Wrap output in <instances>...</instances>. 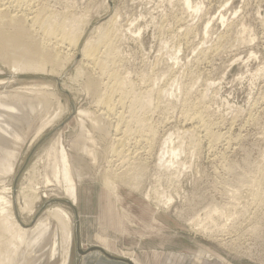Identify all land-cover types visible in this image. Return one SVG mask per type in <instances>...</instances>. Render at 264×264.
<instances>
[{
    "label": "rangeland",
    "instance_id": "374dc122",
    "mask_svg": "<svg viewBox=\"0 0 264 264\" xmlns=\"http://www.w3.org/2000/svg\"><path fill=\"white\" fill-rule=\"evenodd\" d=\"M34 4L59 19L76 16L81 37L52 72L50 66L44 72L16 69L0 59V124L9 131L0 149L11 153H0V208L8 201L9 216L22 228L40 219L48 226L36 239L27 232L15 242L13 263L61 264L69 248L67 264H98L100 255H80L78 241L81 250L100 245L139 264H264V185L240 183L244 176L264 183V0H190L191 8L183 0ZM104 28L115 34V68L128 84L130 95L117 112L122 128L134 125L133 139L128 135L123 145L127 154L136 152V180L114 177L124 168L109 151L117 120L105 112L102 126L94 124L102 109L85 89L98 73L82 47ZM132 92L145 102L132 111L144 126L128 120ZM196 113L203 128L191 121ZM60 148L79 163L75 205L54 181L46 182ZM216 203L229 212L218 220L224 225L218 231L203 219ZM54 205L71 217L70 244L47 216Z\"/></svg>",
    "mask_w": 264,
    "mask_h": 264
},
{
    "label": "bare ground",
    "instance_id": "6f19581e",
    "mask_svg": "<svg viewBox=\"0 0 264 264\" xmlns=\"http://www.w3.org/2000/svg\"><path fill=\"white\" fill-rule=\"evenodd\" d=\"M34 1L35 0H0V59L5 61L6 63L7 62L10 63L12 65V67H14L16 69L21 68V70L24 69L27 71L31 70V71H43L44 72V71H46L45 69H47L46 67L50 66L51 69L49 68V70L51 71L52 69H54L55 66L57 68L58 65H63L61 63L64 60V58L66 59V56H67L65 49H68L69 46L71 47V45H73L75 47L77 45L80 37H81V34L77 35V33H76L78 31V28L75 27V22H76L77 17L76 16L75 17L70 16L71 18H69V17L64 18L63 17L62 19H59L60 18L59 14H55L56 12L53 13V12H51V10L48 11L46 8L43 7V5L35 6ZM183 1H184L187 8H189L191 6L190 0H183ZM110 21L112 22L113 19L110 18ZM105 29L106 28H104V31H101L100 33L98 32L99 34L97 35V37H95L96 38L95 40L87 42L85 44V46L82 47V53H83L82 55L86 58L85 60L88 62L87 64H89V66H91L92 69L93 68L96 69V71L98 73V76L96 78L91 76L93 78L90 77L87 80L86 85L85 84L84 85L86 87L85 89H87L88 92L91 93L93 98H95V101H96L98 107H100L102 109V110L100 109L101 111H100V113L98 112L99 114L96 117V119H98L99 121L93 120L94 124L96 123V125H97L98 123H100L99 125L102 126L101 125L102 123L100 122V120L103 116H105V115H103L105 112L107 113V115H112V116L114 115L116 117V120H117V122H115L116 124H114L115 125L114 126V133H113V137L111 138L112 139L111 142H113L112 144H114V145L110 146L111 148H110V150L109 149L108 150L110 151V153L113 154L112 156L117 157V160L119 161V166L120 167L124 166V168L122 170H118V171H120V173H115L116 171L112 172L113 174L115 173L114 177L120 179V181H126V180H129L130 178L136 180L138 172L140 171V167L137 164L138 162L135 164L133 161V158L135 157L134 153L136 154V152H134L132 150L133 153L129 152L127 154L124 150V145H123L128 141V139L130 137V133L134 132V131L133 132L129 131V128L133 127L134 125L131 126V124H130L131 127H129V125L124 124L125 128H122L123 126H121V119H122L121 112H117L118 108H123L122 106L124 105L125 99L127 97H129V95H130V94H128L129 92L125 89L126 87L124 88L125 84L127 86H128V84L127 83L124 84L125 79L122 77L123 75L121 76V74L119 73L117 68H115V64L118 61L117 60L118 57L116 54L117 52H116L115 47H114L115 46L114 45L115 34L112 31H110V29H106V30ZM67 46H68V48H67ZM68 50H67V52H68ZM102 77L106 79L104 82H103ZM150 91H152V90H150ZM143 92L148 94V92H145V91H143ZM131 94H132L131 96L133 98H132V101H130V103H131L130 108H132V109L130 110L131 111L130 113L127 111L130 114V117L128 120H129V122L136 123L138 125V127H140V125L144 126V120L145 119H143V118L139 117L137 114H135L136 111L135 112H132V111L136 110V108L139 105H142V104L144 105L145 102H144V100L140 99L139 95L133 94V92ZM28 105L30 108H33L35 104L29 99ZM7 108H12V107L7 106ZM133 108H135V109L133 110ZM87 113L88 112L86 111L85 114H87ZM80 114H81V112H80ZM186 117L184 120H186ZM193 120L196 122L197 121L201 122L202 123L201 127L202 126L204 127L206 124V122H205V124L203 125V121L201 120V117L199 116L198 113H196L194 116L191 117V121H193ZM126 123H127V121H126ZM98 126H97V128H99ZM103 127H105V125ZM103 127L101 130H103ZM107 127H108V125H107ZM81 128H82V126H81ZM101 130L99 129V132ZM131 130H133V129H131ZM206 130L207 129L205 128V132H206ZM144 131H145V129H144ZM103 132H104V130H103ZM141 132H143V131L141 130ZM194 132H196V130ZM8 133H9V131L4 126V124H3V126L0 124V141L6 142V135ZM146 133H148V132H146ZM107 135L109 136V134H107ZM128 135H129V137H128ZM142 135H145V134H142ZM147 135H149V134H146V136ZM198 136H200V135H198ZM209 136L213 140L217 139V136H214L210 133H209ZM150 137L151 136H149V138ZM196 138H197V136H196ZM131 139H133V137ZM134 139H136V138H134ZM80 149L83 153H87L89 155L91 154V149H88L87 147L83 146ZM0 153L1 154L5 153L6 156L11 154L9 151H6L5 149H3V151H2V149H0ZM171 154L170 155L173 156L174 153H171ZM72 158L73 157H70V155L67 153V151L65 149L60 148L59 158L53 161V164L51 166V174H50L51 177L46 178V182L54 181L56 184L55 187H57V190L60 191L58 193H60L61 196L66 197V199L70 202L71 205H75L77 203V184L73 178L74 177L73 176V174H74L73 169H74V167L76 168V165H78L79 163L78 162H77L78 164L75 163L76 161H74ZM76 160H78V159L76 158ZM165 163H166V161H165ZM4 169H6V167H4ZM141 171H142V168H141ZM76 174H78V173H76ZM109 176H108V179H109ZM248 176H250V175H248ZM245 177L246 176H244V179H242L243 178L242 177L241 178L242 182H240L241 186H243V187H244V184L242 185V183H248L249 185L248 184H245V185H247V187L249 188L250 184L252 186V183L254 181H256L259 185H262V186L264 185L263 182H260L261 180H258L259 178L258 179L257 178L256 179H247V178L245 179ZM106 178H104V179L107 180L106 182H108L109 180ZM110 178H111V176H110ZM132 184H134V183H132ZM258 184H256V185H258ZM138 187H139V184H138ZM226 188L228 190V187H226ZM256 188H258V187H256ZM260 189H262V188L260 187ZM253 190H255V187ZM56 192H54V193H56ZM225 193H226V191H225ZM257 193L255 192V195L258 197ZM57 196H59V195H57ZM30 197L31 196H28V199ZM252 197H254V196H252ZM0 199H4V197H0ZM166 200H167L166 202H169L170 198H168ZM163 201H165V200H163ZM260 206H262V205H260ZM9 208H10V204L8 201H4V205L0 208V264H14L13 263V256L16 252L15 242L17 241L19 243H22L23 237L27 235V232H32L33 234H36L35 237L33 236L34 239H36V238L42 236L41 234L43 233V231H45V230L47 231V229H45V227L48 228V226H44V223L47 224V222H44L42 219L37 220L35 222V224L33 225V227H31L29 230L27 228L25 229V228L20 227V225L16 224L14 219L9 216L10 215L8 213ZM225 208L226 207H224L218 203L210 205L208 211L205 213V215L203 217V219L205 221L206 220L210 221L213 223L212 225H215V229H216V230L214 229L215 231H218V230H220L221 227H224V225L220 227V224H218V222H219L218 220H220L221 218H224L227 215V213H229ZM45 211H46V209H45ZM47 213H48L47 216H50V217H52V219L54 218L57 221V223L59 224V229L61 232H63L65 240L67 241V243L70 244L72 242L73 234H72V230L70 227L72 221H71V217L68 214V212L63 208L54 205V206L50 207L49 209H47ZM215 216H217V217L214 218ZM251 217H252V215H251ZM45 218H47V217H45ZM208 224H210V223H208ZM202 225L200 227H202ZM230 227L232 228V226H230ZM233 227H234V225H233ZM204 228L206 229V226L203 227V229ZM221 230H222V228H221ZM32 233H31V236H32ZM213 234H214V232H213ZM11 245L14 248H11ZM97 247L102 248L107 253L109 252L107 248H104V247L99 246V245H97ZM68 249L69 248H67V251H65V253H64V257H63L61 264H67L68 263V258H69ZM112 256H114V255H112ZM114 257H118V256H114ZM118 258L128 259L129 261L132 262V264H139L132 255L130 257H128L127 255H122ZM119 262H121V261H119Z\"/></svg>",
    "mask_w": 264,
    "mask_h": 264
},
{
    "label": "crops",
    "instance_id": "0c3cea01",
    "mask_svg": "<svg viewBox=\"0 0 264 264\" xmlns=\"http://www.w3.org/2000/svg\"><path fill=\"white\" fill-rule=\"evenodd\" d=\"M97 239H101L100 237H97ZM78 240V239H77ZM78 242V241H77ZM92 246H97V245H92ZM100 246V245H99ZM103 247V246H102ZM104 248H108V247H104ZM91 252V253H90ZM88 251L87 253H85L84 255L83 254H80L81 256H87V255H91V254H98L100 255V260H98V264H127L125 262H119L118 260H114V259H108V257H106L102 252L98 251V250H93V251Z\"/></svg>",
    "mask_w": 264,
    "mask_h": 264
},
{
    "label": "water",
    "instance_id": "95a60500",
    "mask_svg": "<svg viewBox=\"0 0 264 264\" xmlns=\"http://www.w3.org/2000/svg\"><path fill=\"white\" fill-rule=\"evenodd\" d=\"M49 202H52V200L49 201ZM76 234H78V227L76 228ZM77 250L79 251L80 254H85V253H87L88 251L98 250V251L102 252L106 257H108V258H110V259H114V260L122 261V262H125V263H127V264H132V262L129 261L128 259H123V258L114 257V256L108 254L107 252H105L102 248L97 247V246H92V247H90V248H88V249H86V250H81L80 247H79V244H78V242H77Z\"/></svg>",
    "mask_w": 264,
    "mask_h": 264
}]
</instances>
